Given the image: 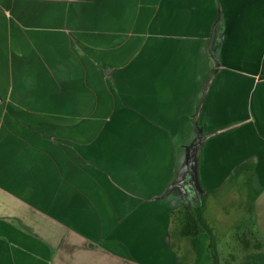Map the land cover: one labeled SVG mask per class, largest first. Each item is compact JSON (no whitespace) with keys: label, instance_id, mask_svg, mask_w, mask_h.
Masks as SVG:
<instances>
[{"label":"crops","instance_id":"obj_1","mask_svg":"<svg viewBox=\"0 0 264 264\" xmlns=\"http://www.w3.org/2000/svg\"><path fill=\"white\" fill-rule=\"evenodd\" d=\"M190 141L197 197L251 174L260 202L264 0H0V264H101Z\"/></svg>","mask_w":264,"mask_h":264},{"label":"rangeland","instance_id":"obj_2","mask_svg":"<svg viewBox=\"0 0 264 264\" xmlns=\"http://www.w3.org/2000/svg\"><path fill=\"white\" fill-rule=\"evenodd\" d=\"M22 3L27 7V2ZM91 14V17L86 19L87 23L96 25L97 13L94 8ZM101 37L103 39V34ZM65 69L70 76L78 73V68L71 64L58 67V71L65 72ZM56 85L57 83L53 82L50 86ZM193 143L190 141L187 148L184 147L187 149V156L180 161V174L169 186L166 195L148 198L147 205L151 209L149 218L153 221H149V225H133L134 231L130 234L128 233L132 226L122 221V226L117 228L123 230L124 236H117L116 239L104 236V239L96 241L97 251H111L109 256H101V264H264V196H260V202L254 204L253 199L260 189L255 186L252 175L230 177L217 193H207L191 199L193 183L189 152L193 150ZM180 199L187 204H192L194 200V203L200 204L201 214L210 234L204 232L196 237L183 238L174 232L175 222L169 217V213L166 219L164 212L165 209H177ZM144 206H140L135 212L138 215L145 213V210L142 211ZM257 216L262 226L252 225ZM164 222L166 234L163 236L160 228L161 224L164 227ZM135 229L141 231L137 232ZM116 230L120 235L119 229ZM71 247H74L73 250L77 249L76 244H71ZM91 249L86 243V249L77 252L85 251V255H89ZM117 255L130 260H122Z\"/></svg>","mask_w":264,"mask_h":264},{"label":"trees","instance_id":"obj_3","mask_svg":"<svg viewBox=\"0 0 264 264\" xmlns=\"http://www.w3.org/2000/svg\"><path fill=\"white\" fill-rule=\"evenodd\" d=\"M191 187L193 199L197 196L193 185ZM194 201L192 204L181 203L177 209L168 212L169 217L175 222L174 232L179 237H196L204 232L210 234V229L201 214V206Z\"/></svg>","mask_w":264,"mask_h":264}]
</instances>
